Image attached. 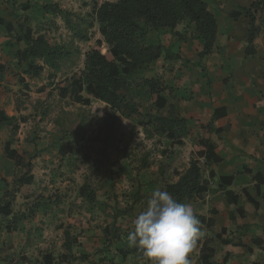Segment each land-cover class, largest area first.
I'll list each match as a JSON object with an SVG mask.
<instances>
[{
  "label": "rangeland",
  "instance_id": "obj_1",
  "mask_svg": "<svg viewBox=\"0 0 264 264\" xmlns=\"http://www.w3.org/2000/svg\"><path fill=\"white\" fill-rule=\"evenodd\" d=\"M106 1L111 0H88L87 4L75 0H41L42 5L58 4L70 12L73 26L85 30L91 38L89 42L75 39L64 19L45 14L38 3L27 12L24 26L28 25L32 34L42 35L50 42L66 43L74 51L70 59L61 63L60 71L46 68L40 77L29 79L23 88L25 92L18 98L19 109L27 105L23 108L25 115L18 119L23 125L21 135L23 139H28L32 133L36 135L34 151L29 156L35 159L34 173L21 192L26 199L15 202L14 193L18 190L14 179L12 189L1 203L16 206L14 215L21 221L26 219L27 226L23 227L30 226L33 233L44 237L32 242L33 251L30 249L26 257L28 264H43L44 255L58 258L63 253L64 230L68 228L78 241L73 249L75 257L89 256L87 262L75 264H148L144 257L127 254L133 248L127 246L124 237L132 230L133 219L143 210L158 184L173 182V175L184 172L193 156L196 157L197 132L182 147L155 136L150 138L145 127L120 114L113 116L108 106L95 101L85 105L82 96L87 94H80L76 87L68 84L61 87L71 74L83 69L85 53L102 39L94 11ZM249 9L252 10V6ZM90 23L94 25L92 29L88 28ZM180 31L183 39L179 42L192 38L198 45L189 27L181 25ZM162 33V38L152 33L150 41L171 46L170 35L175 36V32ZM192 49L196 47L191 46L189 52ZM171 50L180 57H187L181 44H175ZM107 51L108 47L103 45L102 52ZM177 61L153 63L147 77H157L168 87L172 86L177 107L190 103V107L203 108L208 92L207 67L192 69L184 60ZM64 87L69 89V94L62 98L60 93ZM134 100L143 113L167 115L168 107L158 110L157 96L145 89H136ZM184 108H188L186 112L190 110ZM17 133L20 134L19 130ZM63 145L74 150L62 156L59 149ZM226 168V163L216 166L218 176H224ZM84 184L95 191L94 203L80 196L79 190ZM123 211L127 213L116 221L123 240L107 249L104 229L111 227L115 216ZM189 258L192 264H202L198 244ZM248 262L238 259L237 264Z\"/></svg>",
  "mask_w": 264,
  "mask_h": 264
},
{
  "label": "trees",
  "instance_id": "obj_2",
  "mask_svg": "<svg viewBox=\"0 0 264 264\" xmlns=\"http://www.w3.org/2000/svg\"><path fill=\"white\" fill-rule=\"evenodd\" d=\"M83 1L87 4L88 0ZM264 2V0H260ZM29 5L24 10H29ZM41 9L45 14L61 17L65 20L69 29L73 31L74 38L80 42H89L91 38L85 30H80L73 26L70 21V12L61 8L58 4H44ZM255 13L251 10H245L246 16L250 19V27L248 30V47L246 54L254 56L256 54L254 41L259 34L260 29L257 27V20H261L263 15V7H256ZM96 23L99 25V33L102 39L97 40L96 44L85 53V62L82 70L71 74L60 85L66 84L76 87L82 96V102L85 105L91 104V99L105 103L113 116L122 115L131 121H135L142 127L146 128L148 137H158L167 140L173 145L183 146L187 138L192 135L195 125L191 124L188 119L181 116L175 107H169L167 115H152L143 113L139 110L134 100V91L136 89H145L148 93L157 96L156 107L162 110L167 107L168 101L166 96L170 95V89L161 79L157 77H147L150 65L160 59L184 60L180 55L174 54L173 51L163 44L147 43L148 33L152 30L160 32L169 30L175 32L178 26L187 23L193 27L194 35L201 40L202 50L199 53V59L202 61L205 57L212 54L215 49L219 23L216 15L211 11L205 0H111L99 5L95 11ZM241 13H233V18H237ZM90 23L89 29L93 28ZM22 34L17 38L18 43H24V49L18 51L17 68L19 72V80L23 83L21 75L34 79L42 75L46 68L53 72L61 69V63L70 59L74 55V51L66 43L50 42L44 36L32 34V30L28 27H21ZM177 38L180 33L175 32ZM106 45L108 51L102 52V46ZM200 61L191 63L184 60L186 64L199 66ZM3 69V66H1ZM61 97L65 98L69 94V89L64 87L61 89ZM226 109L221 108L214 111L213 121L223 117ZM15 122V117H9L4 111H0V125L10 126L14 132L18 131L20 126ZM204 136L199 138L194 151L197 159H193L189 163V167L179 176L174 183H157L159 188L171 193L178 202L189 203L194 209L197 218L205 228L210 229L213 226L211 219L206 220L198 214L201 210V204L195 200L198 197H205L209 191V186L205 184V174L209 172V177L214 179L216 173L211 170L213 164H220L223 159L216 153V145L210 139V133L214 132L222 134L225 129L215 128L212 122L206 126H201ZM36 135L31 134L30 143H35ZM74 149L69 145H63L59 153L66 156ZM7 155L15 160L16 165L22 167L16 182L22 186L28 182V177L32 173V162L25 163L22 156L24 153H18L10 149V144L6 145ZM246 173H249L245 170ZM234 175L221 177V187L223 189L232 186L235 178ZM256 180L257 193L260 194V188L264 185V177L258 174ZM79 194L85 201L94 203L96 201V193L91 190L90 186L84 184ZM139 193L136 194L137 199ZM228 203L237 204L239 196L232 191L225 192ZM247 199L252 202L248 192H245ZM11 204L4 203L0 207V213L5 217H10ZM127 211L117 214L114 218L113 225L104 229L106 237L105 248L110 249L114 245L121 243L122 232L116 227V221L121 215H125ZM21 220L12 216L10 223ZM71 222H76L72 220ZM226 231L217 235L215 245H234L237 247L244 246L240 240L223 239L222 236ZM127 235V233H126ZM202 242L201 262L202 264H228L231 254L227 253L222 263L212 262V258L216 254V250L211 246V239L202 238L197 244ZM257 246H263L264 241L257 239L253 241ZM78 243L77 239L71 233L70 228L64 230V243L62 245L63 253L55 258L53 255H44L43 264H75L77 262H87L88 255L75 257L73 253L74 246ZM127 254L136 257H143L142 253L133 248ZM123 253L124 256L127 255ZM6 253L5 256H8ZM258 264V263H252Z\"/></svg>",
  "mask_w": 264,
  "mask_h": 264
},
{
  "label": "crops",
  "instance_id": "obj_3",
  "mask_svg": "<svg viewBox=\"0 0 264 264\" xmlns=\"http://www.w3.org/2000/svg\"><path fill=\"white\" fill-rule=\"evenodd\" d=\"M205 1L218 18L219 23L217 42L212 54L200 61L201 40L194 35L193 27L187 23L181 25L185 24L190 28L193 34L191 37L195 38L198 45H195L192 38L186 42H179L183 39L180 31L181 25L175 30L180 33V38L171 34V46H166L163 43L169 49H172L175 44H181L183 52H185L182 53L187 55L186 58L182 57L184 60L191 63L200 61L199 66L188 64L190 68L207 67L208 92L203 100L202 106L204 107L198 109L190 107V103H184L190 109L188 112H186L188 108H184L185 106L177 107L176 92L172 86L169 87L170 95L166 96L167 107L168 109L171 106L175 107L181 116L195 125L192 134L197 132L198 136L194 146L198 139L204 136L201 126L212 122L215 128L225 129L222 134L210 133V139L216 145V153L223 159L220 164H227V168L223 172L225 175L218 176L216 166L220 164H213L211 170L216 173V177L211 179L209 172L205 174V184L209 186V191L205 197H198L195 200L201 204L198 214L206 220L213 221V226L204 230V238L211 239V246L216 250L211 261L222 263L226 254L230 253L231 258L228 264H237L238 259L249 261V264H264V245L260 247L253 242L257 239L264 241V185L261 186L260 194H258L256 180H254L259 173L264 177V17L256 22L260 29L254 41L256 54L248 56L246 49L250 19L245 13V10H250L251 6L252 13H255L256 7L264 9V2L260 0ZM37 3L39 4L38 8H41V0H0V111H4L9 117H15L17 119L15 123L20 127L23 125L18 119L25 115L26 111L24 112L23 108L27 105L19 109L18 98L21 92H25L24 85L29 82L30 78L21 75L25 81L22 83L19 80L20 70L16 67V56L18 51L24 49L25 44L18 43L17 38L22 34L21 27H28V25L24 26L27 12ZM26 5H29L27 6L29 10H24ZM233 13H241V15L233 18ZM165 31L167 30L150 31L147 43L159 44L158 42L152 43L149 36L154 33L157 38H162L164 35L162 32ZM191 46L196 49L189 52ZM160 60L168 63L174 61ZM200 76L203 77L204 74L201 73ZM94 101L106 105L101 101L91 99L92 104ZM221 108L226 109V114L213 121L214 111ZM22 128L18 129L20 134L17 135V131L14 132L12 127L0 125V207L4 205L1 203L2 198L12 189V182L14 179L16 182L22 169L16 165L15 160L7 155V144H10L11 150L24 153L22 158L25 163L32 162L31 175L34 173L35 159L29 158L34 151V144L29 142L30 137L23 139ZM193 159H197V156H193ZM234 170L236 175L232 186L223 189L220 185V178L234 175ZM245 170L249 173H246ZM181 174L173 175L175 179L168 183L176 182ZM23 186L17 182L15 184L18 190L14 193L16 203L26 199L21 193ZM229 190L239 196L237 204L228 203L225 192ZM245 192L250 194L252 202L247 199ZM10 210L13 212L10 217H5L0 213V264H28L26 257L29 255L30 249L31 252L33 251L34 247L31 248V245L34 244L32 242L41 241L44 237L33 233L30 226L24 228L26 219L16 220L11 224L10 221L17 212V207L11 206ZM223 230L226 231L222 236L223 239L240 240L244 246H216L215 238L223 233ZM198 245L200 246L201 259L202 242ZM6 253L9 255L5 256Z\"/></svg>",
  "mask_w": 264,
  "mask_h": 264
},
{
  "label": "clouds",
  "instance_id": "obj_4",
  "mask_svg": "<svg viewBox=\"0 0 264 264\" xmlns=\"http://www.w3.org/2000/svg\"><path fill=\"white\" fill-rule=\"evenodd\" d=\"M132 224L124 239L148 264H192L189 257L205 236L191 204L178 202L159 187L151 192Z\"/></svg>",
  "mask_w": 264,
  "mask_h": 264
}]
</instances>
